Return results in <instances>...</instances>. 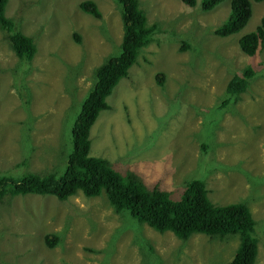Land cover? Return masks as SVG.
<instances>
[{
    "label": "rangeland",
    "instance_id": "obj_1",
    "mask_svg": "<svg viewBox=\"0 0 264 264\" xmlns=\"http://www.w3.org/2000/svg\"><path fill=\"white\" fill-rule=\"evenodd\" d=\"M81 1L9 0L7 15L35 38L37 53L32 61L19 59L0 27V173L64 168L76 104L97 66L121 50V5L94 0L102 12L97 18ZM139 1L158 28L92 126L91 153L175 197L184 181L200 178L214 203H246L261 235L256 264H264V46L250 56L239 44L260 23L264 1L251 0L246 26L226 37L212 31L228 17L231 0L207 11L201 0L193 7L181 0ZM249 65L257 75L248 90L206 120L224 101L230 78ZM127 213H117L105 192L65 201L52 194L6 197L0 200V264H222L239 244L235 233L180 239ZM52 231L62 240L50 248L44 236Z\"/></svg>",
    "mask_w": 264,
    "mask_h": 264
},
{
    "label": "trees",
    "instance_id": "obj_2",
    "mask_svg": "<svg viewBox=\"0 0 264 264\" xmlns=\"http://www.w3.org/2000/svg\"><path fill=\"white\" fill-rule=\"evenodd\" d=\"M121 5L123 34L121 50L111 55L95 70V79L83 96L73 121L71 144L66 153L65 166L61 171H31L21 176L0 173V200L19 194H52L60 201H65L82 192L86 197L99 196L103 192L119 214L129 212L140 222L163 232L171 230L180 239H188L193 233H204L215 237H223L229 233L239 235V244L232 257L222 264H256L259 253V235L257 222L249 206L244 202L227 204L214 203L209 195L206 183L200 178L187 179L180 197L173 196L171 190L158 185L148 186L135 171L122 173L116 169L108 158L92 154L91 128L101 111L109 109L107 98L119 81L126 77L130 67L137 62L142 48L147 45L157 31L156 22L149 24L144 8L139 0H116ZM185 5L193 7L197 0H181ZM224 0H201L202 10H211ZM261 2L264 0H254ZM9 0H0V27L6 32L9 43L16 55L23 61L33 60L37 53L36 40L25 34L16 26L13 18L6 13ZM80 8L97 18L102 12L94 0H83ZM252 16L251 0H231L230 12L222 24L213 29V33L226 37L242 30ZM80 42L81 36L74 33ZM241 49L250 56H255L264 46V15L256 29L242 35L239 39ZM188 45L184 42L181 50ZM118 51V50H117ZM257 70L249 65L241 73L234 74L226 87L224 101L211 108L214 112L207 115L213 121L214 115L230 104L234 105L246 92ZM157 82L164 83L165 75L157 74ZM27 93L23 94L29 104ZM29 116H32L31 114ZM24 120L28 128L25 135L27 145L29 134L33 128ZM211 129V132L214 128ZM210 132V134H211ZM203 148H206L203 143ZM59 154V153H58ZM23 163L25 161L23 160ZM128 214V213H127ZM48 247L56 246L62 240L58 232H48L44 236ZM147 246V245H146ZM148 248V261L153 262L152 248ZM151 255V257L149 256Z\"/></svg>",
    "mask_w": 264,
    "mask_h": 264
},
{
    "label": "flooded vegetation",
    "instance_id": "obj_3",
    "mask_svg": "<svg viewBox=\"0 0 264 264\" xmlns=\"http://www.w3.org/2000/svg\"><path fill=\"white\" fill-rule=\"evenodd\" d=\"M141 223H144V222H141ZM147 224V223H146ZM150 226V225H149ZM144 230H145V228L143 227V225H141V227H140V232H144Z\"/></svg>",
    "mask_w": 264,
    "mask_h": 264
},
{
    "label": "clouds",
    "instance_id": "obj_4",
    "mask_svg": "<svg viewBox=\"0 0 264 264\" xmlns=\"http://www.w3.org/2000/svg\"><path fill=\"white\" fill-rule=\"evenodd\" d=\"M19 59H20V58H19ZM22 61H23V60H22ZM31 61H32V60H31ZM111 94H112V93H111ZM111 94H110V95H111ZM110 95H109V96H110ZM109 96H108V97H109ZM107 100H108V98H107ZM80 103H81V102H80ZM80 103H79V104H80Z\"/></svg>",
    "mask_w": 264,
    "mask_h": 264
}]
</instances>
